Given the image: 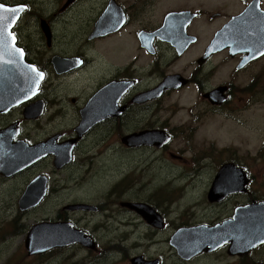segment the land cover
<instances>
[{
	"label": "flooded vegetation",
	"instance_id": "obj_1",
	"mask_svg": "<svg viewBox=\"0 0 264 264\" xmlns=\"http://www.w3.org/2000/svg\"><path fill=\"white\" fill-rule=\"evenodd\" d=\"M84 1L0 0L5 7L24 9L9 28L16 37V48L23 50V57L12 52L10 58L20 65L19 80L29 82L30 89L18 105L0 111V150L3 153L6 144L19 143L20 148L15 150L24 162L27 161L18 167L0 164V192L16 194L15 212L18 211L22 220L27 210L33 209L20 208V199L28 190L41 193L44 180L46 196H53L56 191L66 190V180H59L62 168L72 172L79 166L83 172H90L95 151L102 146L104 129L117 131L119 143L131 148L127 155L144 151L151 157L159 155L174 141L173 130L194 131L202 115L207 118L214 117L212 114L240 116L246 106L264 111V45L251 47L237 39L233 42L232 35L245 30L244 24L250 16H253L249 22L253 28L264 25V0L238 1L243 7L240 6L236 13L231 11L234 0L227 3V10L217 6L210 11L200 5L205 0H193L197 5L194 7L169 5L173 0H97L85 15L75 13ZM244 13L247 16L241 21ZM234 20L242 26L232 25ZM214 26L218 28L203 42L201 35ZM225 29L232 45L213 43L216 34ZM125 34L129 38L124 43ZM119 35L122 48L116 43L103 44ZM189 35L196 40L184 47ZM101 40L102 46L97 47ZM195 48L198 57L190 58L188 52ZM141 53L150 58L139 66ZM179 64L183 71H178ZM221 67L229 73V78L211 88L210 81ZM32 68L44 74L38 87ZM174 98H178L179 103L172 105L169 101ZM164 99L169 103L164 108L175 112L172 126L161 120L159 113H153L163 110L155 109ZM105 110L114 111L115 115L102 119ZM56 115L60 116V122ZM239 123L244 125L243 121ZM254 127L259 131L264 122ZM144 131L163 133L156 143L146 138L140 142L138 138H130ZM185 137L195 138L196 146L189 144V150L192 147L199 151L201 160L196 155L191 161L185 155H171L178 168L169 174L172 179L158 186L159 189L169 187L173 192L161 198L162 208L140 195L120 203L122 209L136 216L138 223L131 220L122 223L116 246L135 247V252L126 256L130 264H207L217 259L228 264H264V243H261L264 241V206L260 213L245 209L235 216L240 207L264 202V174L254 169L264 166V147L258 151L262 154L252 157L262 163L256 166L249 161L250 155L240 156L236 148H229L225 151L226 160L217 162L212 160L214 153L218 154L215 144L209 152L198 148L196 134ZM200 162L204 165L211 162L215 169ZM225 163H233L246 177L241 180L238 175L236 181L233 176L229 180L232 187L212 199L209 191ZM82 176L75 174L70 178L75 181ZM112 192L113 189L108 197ZM73 201L96 204L98 209L67 211L70 203L64 202L60 206L61 216L57 217L62 219L56 221H69L77 229L86 230L92 237L94 247H91L95 248L94 238L99 236L92 230L95 224L86 227L82 224L89 220V215L101 217L103 206L79 198ZM204 206L217 214L212 218H200ZM223 210L225 214L220 215ZM245 211H249L246 217L239 218L238 215ZM258 215L261 217H252ZM52 220L41 218L37 223ZM146 226L149 228L145 229ZM166 226V232L159 234L156 228ZM96 228H102V218ZM219 228L227 230V234H218ZM139 229L145 230L144 233L140 234ZM139 243H146L148 253L142 252L146 246ZM72 248H79L78 252L93 250L82 244L54 250L62 252ZM42 255L30 256L40 259L44 258L39 257Z\"/></svg>",
	"mask_w": 264,
	"mask_h": 264
},
{
	"label": "rangeland",
	"instance_id": "obj_2",
	"mask_svg": "<svg viewBox=\"0 0 264 264\" xmlns=\"http://www.w3.org/2000/svg\"><path fill=\"white\" fill-rule=\"evenodd\" d=\"M238 1L241 0H234V3L231 4V11L233 13L238 12L237 9L240 6L243 7ZM229 2L232 1L226 0V2H220V0H205L200 5L208 11L213 10L217 6L220 9L227 10L229 8L227 3ZM96 4L97 0H85L80 5L79 11L77 12L76 10L75 13L85 15V13L89 12L91 5ZM169 5L183 7L197 6L193 3V0H173ZM217 26L210 28L205 35H201L203 42L213 34L218 28ZM123 38L125 43L129 37L125 34ZM110 43H116L122 48V37L119 35L107 42H103V44ZM100 46H102V40L97 42V47ZM196 52L197 49L195 48L193 51H189L188 55H190V58L193 57L195 59L198 57ZM149 58L144 57L141 53L138 65L145 64ZM178 61L180 63L181 60ZM229 68L231 69L232 67L230 66ZM221 69L223 68H219L214 80L210 81L212 84L211 88L219 85L218 82L229 78V73H226L225 69L223 71ZM178 71H183L182 65L180 64ZM190 72L191 70L188 73ZM169 102L175 105V103H179V99L174 98ZM164 106H169L166 99L157 104L155 109L163 108V110H158V112L154 111L153 113H159L161 120H166L172 126L174 125L175 112H168ZM199 110L202 112L203 108ZM263 112L262 110L256 109V107L246 106V109L240 116L238 114H219L218 116L212 114L214 117L207 118L204 117L205 115H202L200 117V125L194 131H187L185 128L173 130V135L176 136L174 141L167 148H164V151L159 155L151 157H148L144 151H138L131 156L127 155L131 148L119 143L117 131L102 130V146L95 151V160L90 172H83L79 166L72 172H67L66 168H62L59 180H66V190L62 192L56 191L52 194L53 196H46L47 198L45 197L42 205H39L41 208L38 206L36 208L33 207L29 211L27 210L23 220L22 216L17 215L18 211L15 212L14 203H17L16 194L11 191L0 192V264H130L126 256H129L130 252H135V247H117L116 242L119 239V230L121 229L122 223L128 220L138 223V220L131 212L122 209L123 207H121L120 203L125 200L129 201L130 199L139 198L136 195H140L142 198L154 203L157 207H163L164 204L161 198L173 192L169 187L159 189L158 186L172 179L169 174L174 173L178 168V163L171 158V155H185L189 161L194 159L192 157L193 155H196V158L201 160L200 155L202 154H199V151H194L192 148L196 146L195 138L188 139L185 137L188 134L197 135V140L200 143V146H198L199 149L211 152L210 147L214 146V144L216 145L218 154L214 153L212 160L216 159L217 162L226 160L227 156H224L225 151L229 150V148H236L241 153L239 154L240 156L246 155L248 157L250 155L249 161H253L254 166L262 164L257 161V157H254V159L252 157L262 154V152L258 151L262 146L264 147V127L259 131L254 127L258 122H264V120L262 121V118H264V115H262ZM108 113L104 112L102 116L106 117L109 115ZM55 118L58 119V122L61 121L60 116L56 115ZM241 121H243L244 125L239 123ZM141 135L130 138L140 137ZM159 139L156 137L146 138V140L151 141H158ZM191 143L192 147L189 150L188 145ZM87 147L84 146V148ZM199 164L212 166L211 162H208L206 165L202 164V162ZM212 168L215 169L213 166ZM254 169L264 174L263 165L260 169H257V166ZM75 174H83V176L79 177L78 180L72 181L70 177ZM167 176L168 178H166ZM120 188L123 189L121 193L119 192ZM112 189L113 192L108 197ZM173 196L169 198L170 201ZM75 198L96 202L103 206L101 217L97 218L96 215H89V220L82 224L83 227L95 224L92 230H95V233L99 234L97 238H94L97 242V247L93 248L90 253L84 249L78 252L80 250L79 248H72L62 252L55 251L52 256L46 258L39 259L38 257L30 256L32 254H28L25 248L26 233L30 227L35 225L34 223H37L41 218L42 220H52L55 217L56 220L58 216H61L59 212L61 211V203L72 204ZM84 204H87V202H84ZM67 211L76 210L67 209ZM202 213L203 215L200 218H212L217 214L216 211L209 210L205 206L202 209ZM219 214L224 215V210L220 211ZM101 218L102 228H96V224ZM147 227L149 228V226H146L145 229ZM156 229H159V234H164L168 226L164 229ZM138 231L142 234L145 230L139 229ZM88 243L89 248H91L92 242L88 241ZM139 244L146 246V243ZM147 248L148 246L142 252L148 253L146 252ZM120 255H123L121 259ZM207 264L228 263L217 259Z\"/></svg>",
	"mask_w": 264,
	"mask_h": 264
},
{
	"label": "bare ground",
	"instance_id": "obj_3",
	"mask_svg": "<svg viewBox=\"0 0 264 264\" xmlns=\"http://www.w3.org/2000/svg\"><path fill=\"white\" fill-rule=\"evenodd\" d=\"M244 15L240 18L241 21H243V18H246V16H247V14H244ZM252 18H253V16H250V18L244 24L245 30L240 31L238 34L237 33L232 34L233 35V42H235L236 39H237L239 42L245 43V44H247V45H249L251 47H259V46L264 45V25H261V27L257 28V29L253 28L249 24V22L251 21ZM231 24L232 25H236V26H242L241 22H237V20H234ZM229 35L230 34H228L226 29H225V30H223L222 33L219 34L218 40H220L222 37L229 36ZM1 46L2 45H0V47ZM2 78H4V77H0V102H3L5 99H7L8 92H14L13 94L16 93V90H20L21 92H26L28 90V88H29L28 84L25 83L24 81L15 83V82H9V80L7 78H4V79H2ZM15 84L17 85L16 90H15V87L13 86ZM3 88H5L6 91H3ZM11 89H12V91H8V90H11ZM132 141H133V143L137 142L136 140H132ZM140 141H143V140H138V142H140ZM19 148H20V146H19ZM4 149H5V161L7 163L11 159H13L16 155L17 156L21 155V154L19 155V151L15 150L16 149L15 147L10 146L8 144H6L4 146ZM32 150H34V149H32ZM34 153H36V152L34 151ZM20 158L23 159L21 156H20ZM26 162L27 161L24 162V161L19 160V163H21V164H24ZM0 164L2 166H4V157H3V153H2L1 150H0ZM236 175L237 174H235V171L232 168H230V172H227L223 176H219V178L217 179V181L215 183L213 192L220 193L221 191H223V189L231 188L232 184L229 183V180L234 176V179L236 181H238L239 177H238V175L237 176ZM262 208H263L262 206L256 207L254 209H251L250 212L260 213ZM247 212H249V211H247ZM247 212L245 211L244 213L239 214L238 217L239 218L246 217V213ZM252 217L253 218H260L261 216L258 215V216H252ZM60 228H63V230H65L64 227H60ZM38 231H39V228H34L33 229L32 236H31L30 240H32L36 235H38ZM227 232H228L227 230L221 229V228H219V230H218V234H220V235H226ZM181 234H184V232L181 233ZM59 235H68V234H67V232H63L62 234H59ZM44 242H46V238H43L42 240H40V243H44ZM183 245L186 246V247L190 246V244H187V243H183Z\"/></svg>",
	"mask_w": 264,
	"mask_h": 264
},
{
	"label": "water",
	"instance_id": "obj_4",
	"mask_svg": "<svg viewBox=\"0 0 264 264\" xmlns=\"http://www.w3.org/2000/svg\"><path fill=\"white\" fill-rule=\"evenodd\" d=\"M0 53L2 56L5 55L6 48L4 45H2L0 47ZM14 68L15 67L12 65L13 70H14ZM3 69H4V67L0 65V73L3 72ZM3 91H6V89L3 88ZM15 96H16V102H15L16 104H13V105H17L20 103L19 102L20 93L17 90H16ZM13 105H11V106H13ZM112 116H114V115H110L107 117H112ZM144 132H146V131H144ZM149 132H161V131H149ZM230 168H232L235 171V174L239 175L240 177L242 176V174H241L242 170L240 171V169L235 168L233 164H227V165L223 166V168L221 169V172H220V176H223L227 172H230ZM214 186L211 189L210 195L216 194L215 192H213ZM28 203H29V201L27 202L26 196L24 195L23 198L21 199V205L23 207H25ZM131 205L135 206L136 204H131ZM67 208L70 210H77V209H80V210H97L98 209V207L95 205L84 204V203L67 206ZM68 225L70 226L71 229H73L72 224L69 223ZM64 226H67V225H64ZM60 227H62V226L54 227L51 223H44L43 225H39V227H37V228H39L38 235H36L33 240H30L31 235H29V237L26 240V247H27L29 253L34 254V253L46 252L47 250L51 249V247H54L57 244L61 245L64 243V245H68L70 243H76V242L88 244V241H90V239H86L82 242L81 240H79L78 238H75L73 236V232H81V231H76V230L70 231L69 229L67 231H65V230H63V228H60ZM63 232H67L68 235H59V234H62ZM83 234L86 235V232H84ZM43 238H46V242L40 243V240H42ZM67 238H68V241H67ZM61 246H63V245H61Z\"/></svg>",
	"mask_w": 264,
	"mask_h": 264
},
{
	"label": "snow or ice",
	"instance_id": "obj_5",
	"mask_svg": "<svg viewBox=\"0 0 264 264\" xmlns=\"http://www.w3.org/2000/svg\"><path fill=\"white\" fill-rule=\"evenodd\" d=\"M23 10V8L17 7L5 8L3 4H0V45H6L11 52L14 54H19L21 58L23 57V50L16 48V37L14 33L8 31V29L16 22V18ZM7 13L13 14L11 20L8 19ZM31 70L36 73L35 82L38 87L39 81L43 79L44 74L42 72H37L35 68H32ZM32 94L35 95L34 90L32 91ZM261 243H264V241H261Z\"/></svg>",
	"mask_w": 264,
	"mask_h": 264
},
{
	"label": "trees",
	"instance_id": "obj_6",
	"mask_svg": "<svg viewBox=\"0 0 264 264\" xmlns=\"http://www.w3.org/2000/svg\"><path fill=\"white\" fill-rule=\"evenodd\" d=\"M58 219H62V218H56V220H58ZM46 220H49V219H46ZM56 220H52V221H56ZM55 251H58V250H51V252H49L48 254H43L42 256H39V257H44V258H46V257H49V256H51Z\"/></svg>",
	"mask_w": 264,
	"mask_h": 264
}]
</instances>
